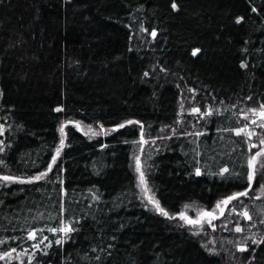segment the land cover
<instances>
[{"label": "trees", "instance_id": "16d2710c", "mask_svg": "<svg viewBox=\"0 0 264 264\" xmlns=\"http://www.w3.org/2000/svg\"><path fill=\"white\" fill-rule=\"evenodd\" d=\"M172 2L0 0V177L25 181L0 179V254L32 252L25 264H264V227L258 245L213 254L140 204L131 155L141 124L153 134L186 125L151 153L160 207L211 210L248 186L252 154L233 129L264 104V0ZM180 101L212 114L178 122ZM129 120L141 124L113 131ZM70 121L111 132L88 139L67 127L53 164ZM66 224L76 229L67 238L48 230Z\"/></svg>", "mask_w": 264, "mask_h": 264}, {"label": "rangeland", "instance_id": "374dc122", "mask_svg": "<svg viewBox=\"0 0 264 264\" xmlns=\"http://www.w3.org/2000/svg\"><path fill=\"white\" fill-rule=\"evenodd\" d=\"M194 96L197 94L193 92ZM196 102L192 103L194 107ZM179 119L178 122L183 120L182 115L193 113L195 115H199V117H204L208 112V107H206L205 111H201V113H194L192 109H186L185 104L180 101L179 105ZM260 105L257 107L259 111ZM218 111H221L218 108ZM252 120H256V124H252ZM262 122L257 113H253L250 110L245 111L243 116L241 117V127L247 125V129L245 130L244 136L247 140L248 149L251 152L252 156L259 152L261 149H264V144L260 143L261 139H264V128L259 127ZM79 126H77L76 121L65 122L61 125L64 127V133H61L59 128V143L57 148L63 149L65 147V130L67 127H73L78 132L82 133L88 139L105 137L107 136L111 130H107L105 128L100 127L99 125H87L78 122ZM193 126V125H192ZM195 126V125H194ZM185 129L186 125L178 124L171 129H162L157 134H153L150 129H143L144 131V140L147 142L141 141V136L139 133L138 140L134 143L132 148L131 155V169L135 175L136 186L138 190L139 201L145 210L156 214L158 216L167 218L168 220H173L174 223L187 228L192 235L197 236L203 241V247L207 248L210 253L217 254L223 251L229 253L230 249H232L235 253L242 252L240 250V246H246V250L250 245H258L260 242V236L257 233V230L260 227H264V191H261L259 185L264 184V156H260L257 159L256 164V178L251 182V190L247 196H240L237 199L232 200L225 207L223 200L218 201L211 210H205L202 207H198L194 204L187 205L182 208V210L177 215H163L156 207V204L153 201H157L154 192L152 191L148 180L147 173L149 171V166L152 158L153 152L161 151L162 146L168 139L173 137V135H177L178 129ZM5 128L0 123V155L3 153L5 145L3 142V134ZM248 130H252L254 134L251 137L246 135ZM64 140L63 145L61 146L60 141ZM165 141V142H164ZM252 145H255L253 147ZM56 156V150H55ZM137 158H139L140 166L137 168ZM53 164L50 166L52 167ZM143 171L144 178L146 183H141L140 180V172ZM3 183H10L2 180ZM258 184L259 188H255L254 185ZM251 191V192H250ZM151 198V199H150ZM158 202V201H157ZM220 204L221 208H224L223 215L220 214V208H217V204ZM232 208H236V211L233 212ZM247 211L251 219L249 220L247 217L243 216V212ZM212 212L215 215V219H211L210 217H203L202 222L199 224H190L187 220L181 218L180 213H184L192 219H201L202 212ZM211 220V223L208 221ZM240 227L242 231H236L237 227ZM255 241V243H254ZM229 249V250H228ZM245 250V251H246ZM32 252H21L18 254H11L10 257H5L0 259V264H8L10 261H16L20 264H25V259L32 258ZM232 257V256H231ZM31 260H27L29 264Z\"/></svg>", "mask_w": 264, "mask_h": 264}, {"label": "snow or ice", "instance_id": "6c2138e0", "mask_svg": "<svg viewBox=\"0 0 264 264\" xmlns=\"http://www.w3.org/2000/svg\"><path fill=\"white\" fill-rule=\"evenodd\" d=\"M171 6H172L173 9L178 8V5L176 4L175 0H173ZM252 10L253 11H256V8H253ZM243 19H244L243 16L238 17L237 18V23H240L241 21H243ZM152 35L153 36L156 35L155 31L152 32ZM194 51L195 52H199L200 49H195ZM241 66L242 67H245V68L247 67V65L244 64L243 62H241ZM145 75H148V73L146 72ZM248 99H252V98L249 97ZM57 110L59 111L60 109L58 108ZM200 111H201V109L199 107H195V108L192 109V112H194V113H200ZM250 111L253 112V113H257L258 114V116H259V118H260V120L262 122L258 126L261 127V128H264V104H261L260 105L259 111L257 110V108H251ZM205 114L206 115H211L212 114L211 107H209L208 112L205 113ZM132 123L141 124L140 121H135L134 122V121L129 120V121H126L124 123H120V124L115 125L113 127V131L118 130V129H121V128H124L125 127V124H132ZM256 123H257L256 120H252V124L255 125ZM77 126H79L78 122H77ZM101 127H103V125H101ZM247 127H248L247 125H244L243 127H238V128L233 129V131L237 135H240L241 133H245V130L247 129ZM60 131H61V133H64V127L63 126L60 128ZM253 134H254V132L252 130H248L246 132V135L248 137H251ZM140 136H141V141L146 143L147 141L144 140V131H143V125L142 124H141V127H140ZM63 143H64V140L61 139V141H60L61 146L63 145ZM260 143L261 144H264V139H261L260 140ZM252 146L255 147V145H252ZM60 150H61L60 148H57L56 149V156H54L52 158V163L53 164H55L56 157L59 156ZM260 156H264V149H261L255 155L249 157L248 167L251 169V171H249V172L246 173L247 180H248L249 184L245 188L244 191L236 192L233 195L228 196L225 200H223L221 203H223L225 205V207L232 200L237 199L240 196H247L248 195L249 190L251 189V182L254 181L255 178H256V164H257V159ZM139 166H140V162H139V158H137V168L138 169H139ZM262 167H264V165H262ZM47 171H51V166L48 167V170ZM228 171H229V169L227 167H225V168L222 169V173H226ZM200 172H201V170L199 168H197L196 169V173L199 175ZM46 175H47V172H42V173H40V175L31 178L28 182H31L32 180L38 181V180L44 178ZM0 179L4 180L6 182H13V181L25 182V181H21L19 177H15V176H11V175H4V176L0 177ZM140 180H141V183H146L145 178H144L143 171L140 172ZM259 187H260L261 191H264V184H260ZM153 203L156 204L157 209L163 215H165V216L168 215V213L163 208L160 207L159 202L153 201ZM217 208H220V214L223 215L224 208H221L219 203L217 204ZM232 211L235 212L236 211V208H232ZM180 215H181V218L187 220L188 223H190V224H199V223H201L203 217H210L211 219H215L216 218L215 215H214V213L207 212V211L206 212H202L200 214L201 215V219H195V220L192 219L191 217L187 216L184 213H180ZM243 216L244 217H247L249 220L251 219V216H249V214H248V212L246 210L243 212ZM208 222L211 223V220H209ZM48 230L50 232H52V233L62 232V233H64V237L67 238L68 237V234L71 233V232H73V231H75L76 229L71 224H66V225H63L60 228H49ZM39 231H43V230L41 229ZM236 231H242V229L238 226L236 228ZM28 236H29L30 239L36 240L37 239V231L36 230L30 231L28 233ZM46 240H49V238L47 236H43L41 238V240H40V243H43V241H46ZM40 243L34 244L33 247L36 248V249H39L40 248ZM55 243L57 245L61 244L62 243V239H56L55 240ZM254 243H255V241H254ZM51 245H52V241H49V243H48V245H46V247H51ZM240 250L241 251H245L246 250V246H244V245L240 246ZM11 251L12 252H15L16 249L13 248ZM10 256H11V252H4V253L0 254V259H3L5 257H10ZM97 259H99V257H97Z\"/></svg>", "mask_w": 264, "mask_h": 264}]
</instances>
